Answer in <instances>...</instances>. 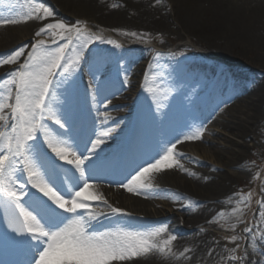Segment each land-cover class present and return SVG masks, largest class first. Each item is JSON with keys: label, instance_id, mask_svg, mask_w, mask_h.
<instances>
[{"label": "rangeland", "instance_id": "1", "mask_svg": "<svg viewBox=\"0 0 264 264\" xmlns=\"http://www.w3.org/2000/svg\"><path fill=\"white\" fill-rule=\"evenodd\" d=\"M14 1L0 0V19H14L16 21V23L0 24L1 34L9 30L26 33L28 27L36 25L37 16H41L43 12L42 9L37 12V8H32L29 12V5L32 0H24L27 3L26 6L23 8L19 7V13H13L12 8H9V4ZM37 1L42 2L43 0ZM44 1L46 3L43 4H48L50 0ZM133 9H135L133 10L135 17L132 21L135 18L140 20V8L136 6ZM35 13L37 15H33ZM60 13L59 17L44 18L49 23H54L56 18H59L69 27L74 25L73 38L76 35L75 29H79L80 36V40L75 42L76 45L85 41H87V44L83 49L74 45L66 50V57H71L64 65L69 68L68 78L65 79L59 74L55 76L50 95L46 101L50 109L57 114V108L66 105V99L70 98L71 101L74 99L78 100L77 97L73 96L76 95L78 86H80L82 97L79 101L88 112H92V114L99 112V105L102 104L107 117L113 119L115 124L122 123L126 131L128 123L131 121L130 117L135 119L133 116L134 111H132L133 107H135L141 119L143 117L147 118L152 123L162 120V118L172 114L179 108H181V111H186L185 106L187 103H190L196 97L195 89L191 87L184 89L183 87L185 82L189 83L186 80V74H189L190 61L198 64L202 63V65L206 66H216V70L226 73H230V70L236 67L252 68L263 73L264 77V58L258 54L261 49H257L256 45H253L252 49H243L241 44H238L236 40L229 38L226 34L196 35L185 32L178 24L168 27L164 31H150L151 29L148 30L144 22L143 27L135 28L124 22L103 24L91 15L75 16L67 13V11L63 12V10H60ZM46 24L48 23L44 21L43 27ZM54 31L56 33L55 36L51 32L41 36L35 35L37 31L28 34L15 45V47L19 46V50L21 48L24 49L22 56L17 62L7 65L0 64V102L14 103L15 89L19 87L22 73L20 66L25 61L34 62V58L29 57V53L38 55L40 51H54L57 45L65 43L64 40L60 39V34L67 35V33L61 29H55ZM132 33L136 35H132ZM101 39L113 41L114 43H100L99 40ZM38 40H44L45 45L42 49L39 46L37 49H33L32 45ZM106 46V49L114 51L112 55H107V52L103 49ZM93 48H99L100 51L92 52ZM8 52H10V48L0 50V59L5 58ZM81 52H83L82 57L80 56ZM137 52L139 56L134 58ZM158 53L159 55H157ZM77 60L78 63H73V61ZM117 60L123 66L117 67V64L113 66V62ZM110 69L114 72L117 71L116 74L120 78L125 79L126 75L128 78V83L124 90L128 99L120 100L116 104L111 102L106 104L114 96L107 94L104 99L102 98L104 94L109 92L110 85L105 82L100 90L98 88L99 84H96V81H100V77L102 78L104 75H106L105 78L107 77ZM132 71H135L136 75L130 74ZM10 73H15V76L13 77ZM13 79L16 81L15 85L11 83ZM5 82L9 83L5 84ZM9 88L12 89V98L6 99L9 95ZM108 96L111 97L106 99ZM255 97L262 99L264 105V94L257 90ZM77 104L74 106L76 110L71 113L80 109ZM115 105L117 106L116 108L113 107ZM238 107L240 106L238 105ZM10 111L11 109H5L4 114L8 115ZM214 112L216 113L217 110H214ZM187 115H190L189 111ZM223 116L225 119L230 118L229 113ZM239 117L243 118L242 113L239 114ZM48 120L50 121V126L51 123L52 125L55 124L52 119L48 118ZM7 124L6 121H0V132L9 130L6 127ZM45 124L49 129L44 128V131H48L44 132V135L49 132L52 134L53 128L47 123ZM220 124H213L208 121L206 124L208 130H204L201 134L207 141H202L201 137L199 139H186V143L180 149H173L171 157H176V153L182 151L183 153L185 152L186 161L193 165L199 167L200 165L211 166L214 169L224 171L225 168L211 154L210 146H224L226 137H235L225 131ZM199 126V124L196 125L198 128ZM213 132L220 135L217 136ZM192 135L194 134L189 136ZM210 139H215V141ZM40 141V146L45 151V154L51 156L46 145L41 139ZM198 143H202L201 147L193 148V145ZM172 144L173 142H171L170 146ZM247 144H249L248 150L242 158L246 167L245 174L237 172V180L229 184L230 202L220 204L216 212L206 220L205 224L201 223L194 227L188 226L185 223V219L188 220L191 216L184 213L181 209L173 208L167 200L159 196L152 199L151 203L146 207L148 213L153 215L151 216L152 219L159 218L156 216L158 211L168 212V216L178 217V222L184 231L189 232L194 229L205 232L215 249L212 264H251L253 261L263 257L261 253L264 248V215H262L264 213V118L261 119L258 126L254 129V134L248 137ZM156 159L154 156L145 160L140 165V168L148 167V164L154 163ZM119 162V167L122 169L125 162L124 160H119ZM232 170L235 171L234 169ZM138 171L139 167L133 169L130 172V176L136 175ZM76 172L78 174L77 170ZM37 183H39L38 180ZM109 196L114 200L116 199V201L118 200L121 207H126L125 209L132 212L134 210V213L139 215L135 208L127 207L129 203L124 197L121 199L114 192H111ZM73 218L71 215L67 216L65 223H68ZM245 229H251V231L248 232ZM113 232L124 231H121L119 226H117V229H114ZM144 236L148 238L145 234ZM154 238L164 240L167 246L177 244L176 240H172L160 233L155 235ZM140 255L139 253L133 257H141ZM113 264L121 263L115 261Z\"/></svg>", "mask_w": 264, "mask_h": 264}, {"label": "bare ground", "instance_id": "2", "mask_svg": "<svg viewBox=\"0 0 264 264\" xmlns=\"http://www.w3.org/2000/svg\"><path fill=\"white\" fill-rule=\"evenodd\" d=\"M41 3H46V1L43 0ZM33 4L36 7L40 5V2L34 0ZM43 5L52 12V15L46 18L59 17L61 14L60 10H63V12L67 11V13L75 16L91 15L103 24L124 22L136 28L143 27L144 22L148 30L151 29L150 31H164L168 27L178 24L185 32L196 35L226 34L229 38H233L238 44H241L243 49H252V46L256 45L257 49H261L258 54L264 58V0H159V3L157 0H50L48 4ZM136 6L140 8V20L135 18L132 21L135 17V12L133 11L135 9L133 8ZM18 9L19 6L16 5L14 10L17 11ZM42 14L39 16L41 19L36 18V25L28 27L27 32L25 31L26 33L15 32L14 30H9L4 34L0 33V50L10 48L11 53L9 55L19 50V46L15 47L17 43L22 41L28 34L39 31L43 27L44 21L49 23L44 18L45 14ZM58 22L62 21L56 18L54 23ZM109 54L111 55L112 51ZM138 56L137 52L134 58ZM197 66L193 65L191 67L192 71H200L205 80L207 76L212 79L216 75V80L209 90V97L211 98L209 99L213 102V109H207V113H211V116L212 113H215L212 110H217L211 117V123H221L220 126L235 137H226L224 146H210L211 154L214 155L215 159L225 170H217L211 166L204 165L199 167L187 162L186 158L183 160L171 157V167L166 164L161 166L159 170L153 169V171H149L140 179L142 182L138 181L137 184L133 185V191H129L123 185L116 186L113 190L120 197L123 195L122 197L128 201L127 207L135 208L139 214L146 216L148 219L125 217L116 218L115 221L118 219L119 223L125 228L133 226L140 228V230L148 231L147 233L151 237L148 241V251L141 252V257L118 261L121 264L213 263L215 249L205 232L194 229L189 232L184 231L178 222V217L168 216V212L158 211L156 216L160 219H151L153 215L148 213L146 207L151 203L152 199L157 196L162 197L173 208L181 209L184 213L191 216L188 220L185 219V223L194 227L201 223L205 224L206 220L212 217L220 204L230 202L229 184L237 180L238 173L245 174L246 167L242 158L249 147L247 139L254 134V129L258 126L261 119L264 118L263 101L255 97L257 90L264 94V77L263 73L252 68L236 67L231 69L230 73H217L216 66H201L199 70H196ZM213 72L215 73L213 74ZM135 73L133 74L136 75ZM204 78L201 89L208 91ZM200 82V80H192L190 83L185 82L183 87L186 89L194 86L196 89V87L201 85ZM118 89L120 88L115 90L117 95L114 94L115 97L111 99L113 103L126 99L123 90L118 91ZM226 100L229 101L227 105L223 104V101ZM113 107H116V105ZM99 109V113L95 115L93 120L94 133L91 136V140L100 138L107 142L111 138L117 142L122 139L124 130L122 129V123H117L118 125L113 127V122L110 127V119L104 112V107L100 105ZM226 113H229L230 118H224L223 115ZM241 113L243 118L239 117ZM59 114L64 115L66 128L69 127L66 109L59 111ZM96 127L99 129L97 132ZM193 127V124L188 121H179L177 125L172 122L169 123L166 128L168 133L167 142L174 139L172 145L175 144V148L180 149L185 144L183 136L187 130L188 132L193 131ZM110 132H114V134H110ZM157 134L155 127L151 128L140 139L137 138V141L131 143L130 154L132 153V155L129 156V160H137L140 165L151 155L163 156L167 148L171 146H166L164 141H160ZM213 134L220 135L216 132H213ZM64 136V131L61 134L55 133L53 137L51 136V141L56 147L63 149L61 143H64ZM148 139L152 144L149 152L143 149V142ZM201 140L207 141L204 137H201ZM210 140L215 141V139ZM201 144H194L193 148L197 149L198 146L201 147ZM101 145L98 149H102ZM90 148L91 144L87 146V154H89ZM76 157L70 160H75ZM116 158L117 156L114 155L111 159V163L108 166L109 171L113 170L111 166ZM131 169L132 167L127 166V171H131ZM100 174L106 177L108 171H105V169L95 171L89 169L85 172V178L95 179ZM113 179L118 178L114 176ZM124 183L128 182L124 181ZM89 185L88 191L90 193L98 198L103 196V184L93 182L89 183ZM140 185H150L151 187L140 188ZM7 188L10 187L0 185L2 193H5ZM118 206L121 205L118 204ZM166 216L168 217L163 218ZM157 229H163L159 233L166 235L170 239L175 236L177 244L167 246L164 240L154 238L151 233ZM261 254L263 257L253 261L251 264H264V248Z\"/></svg>", "mask_w": 264, "mask_h": 264}, {"label": "snow or ice", "instance_id": "3", "mask_svg": "<svg viewBox=\"0 0 264 264\" xmlns=\"http://www.w3.org/2000/svg\"><path fill=\"white\" fill-rule=\"evenodd\" d=\"M157 2L159 3V0ZM41 9L45 17L52 15V12L43 4H40L36 11L39 12ZM37 19H41V17L37 16ZM8 23H16V21L14 19H0V24ZM74 28V25L69 27L63 22L48 23L41 27L35 33L36 36H41L47 32H51L55 36L54 30L61 29L67 33V35L60 34V39L64 40L65 43L57 45L54 51H40L38 55L29 53V57L34 58V62L25 61L20 66L22 73L19 87L15 89L14 103L0 102V121H9L6 125L9 130L0 132V140L4 141L0 145V181H2L8 169L15 170V166L19 164L21 165V173L27 174V183L31 184L32 188L38 189L44 197H48L56 208L63 210L64 213L72 214L74 217L69 220L68 224L60 227V224L63 223L61 215L39 201L38 198H34L31 202V206L37 212V215H33V212L27 210V206L22 201V197L27 195L25 191L26 184L20 182L17 189L16 183L19 178L17 177L16 180L12 181L13 187L5 190L12 209L7 226L18 236H29L31 241L39 246L32 264H113L115 261L130 260L133 256L149 250L148 239L142 234L94 232L90 230V221L99 219V216L89 210L90 204L88 201L98 200V197L88 191L90 185L85 179L83 166L104 143L102 139L97 138L91 141L89 155L77 156L75 160L67 159L64 149L56 147L51 140H45V143L60 160H64L70 165L74 164L83 181L82 187L69 198H65L58 191H54L53 188L43 183H37V180H43V176L37 170L33 157L30 159L27 155L31 143L39 136L38 133L46 127L43 123L46 117L52 119L61 129L66 127L65 122L50 109L46 101L50 95L55 76L59 74L65 79L68 78L69 68L64 65L71 57H66V50L74 45L83 49L87 44V41H85L76 45L75 42L80 40V36L79 29H75L76 35L73 38ZM132 35L136 34L132 33ZM99 42L114 43L102 39ZM44 45V40H38L32 45V48L37 49L39 46L42 49ZM23 52V48L14 51L11 55L0 59V64L16 63ZM80 56H83V52L80 53ZM73 63H78V60L73 61ZM61 69L62 71H60ZM10 75L14 77L15 73H10ZM11 83L15 85V79ZM124 83H128L127 75ZM8 93L6 99H11V88L8 89ZM5 109H11L10 114L5 115ZM203 131L204 129L201 127L194 135L186 136L185 139H199ZM45 136H47V133H45ZM175 146L174 144L172 147L167 148L165 154L156 159L155 163H149L148 167H141L128 183L123 184V187L133 191V185L137 184L149 171L159 170L161 166L166 164L171 167V156ZM55 167L53 166V168ZM139 187L150 188L151 186L140 185ZM102 203L111 210V214L127 215L121 209L112 207L107 201ZM79 210H83V213ZM84 213L87 214V218H85ZM37 216H41L47 223H42ZM160 231H163V229H157L151 234L157 235ZM245 231L250 232L251 229H245ZM171 239L175 240L176 237L173 236Z\"/></svg>", "mask_w": 264, "mask_h": 264}]
</instances>
